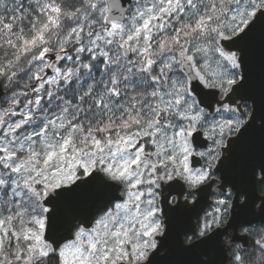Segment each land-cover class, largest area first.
Instances as JSON below:
<instances>
[{"label": "snow or ice", "instance_id": "6c2138e0", "mask_svg": "<svg viewBox=\"0 0 264 264\" xmlns=\"http://www.w3.org/2000/svg\"><path fill=\"white\" fill-rule=\"evenodd\" d=\"M258 43L264 0H0V264H264Z\"/></svg>", "mask_w": 264, "mask_h": 264}, {"label": "water", "instance_id": "95a60500", "mask_svg": "<svg viewBox=\"0 0 264 264\" xmlns=\"http://www.w3.org/2000/svg\"><path fill=\"white\" fill-rule=\"evenodd\" d=\"M252 63L256 73L257 84L264 81V46L259 43L256 45L252 53ZM255 160L257 162H264V130L255 131L251 133V139L240 155L234 157L229 173L234 178H239L241 172V163L245 160ZM181 223L178 221V224ZM173 261H184L185 264H195L199 261V256L195 254H178L170 248L168 257L160 258L159 264H171Z\"/></svg>", "mask_w": 264, "mask_h": 264}, {"label": "clouds", "instance_id": "9594fccd", "mask_svg": "<svg viewBox=\"0 0 264 264\" xmlns=\"http://www.w3.org/2000/svg\"><path fill=\"white\" fill-rule=\"evenodd\" d=\"M257 191H260V189L257 188ZM221 243L222 244H225V245L229 244L230 243V238L227 237V236L222 237L221 238ZM201 264H209V260H208V258L206 256L205 257H202Z\"/></svg>", "mask_w": 264, "mask_h": 264}]
</instances>
